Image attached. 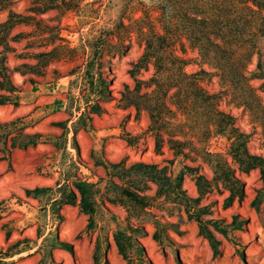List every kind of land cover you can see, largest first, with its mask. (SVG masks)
Returning a JSON list of instances; mask_svg holds the SVG:
<instances>
[{
    "label": "rangeland",
    "instance_id": "rangeland-1",
    "mask_svg": "<svg viewBox=\"0 0 264 264\" xmlns=\"http://www.w3.org/2000/svg\"><path fill=\"white\" fill-rule=\"evenodd\" d=\"M220 1L0 0V264H264V181L231 147L264 157V8ZM158 34L162 68L139 67ZM118 162L164 167L170 183L119 176Z\"/></svg>",
    "mask_w": 264,
    "mask_h": 264
},
{
    "label": "trees",
    "instance_id": "trees-1",
    "mask_svg": "<svg viewBox=\"0 0 264 264\" xmlns=\"http://www.w3.org/2000/svg\"><path fill=\"white\" fill-rule=\"evenodd\" d=\"M246 4H253L252 6L250 5H247L248 8H250V10L255 13L256 11L258 10H262L264 8V0H246L245 1ZM212 4H215L217 6H220L222 5L221 1L220 0H214V3ZM255 7V8H254ZM230 14V13H229ZM228 14V15H229ZM219 16V20L217 22V26L219 28V30H224V27H222V23L224 22V19L225 17H221L220 16V12H218L217 14ZM229 17V16H228ZM204 28L200 27L198 31H200L199 33V37L198 38H201L203 39V36H209V33L207 32V21H204ZM228 23V33L229 34H225L224 36L227 38H233V37H237L239 36L240 33L237 32H231V29H230V23L229 22H225V25ZM262 33H264V30H261ZM232 36V37H231ZM235 40V39H234ZM233 41V40H232ZM236 41V40H235ZM156 42V43H154ZM165 44H166V36L165 34H158V35H155L154 38L151 37L148 39V42H147V46H146V50L142 56V58L140 59V64L138 65L139 67H141V64L144 62L145 64H147L148 60L149 59H154V63H156V65H158L157 67L158 68H162V65L161 63H163V61L165 60V57H164V51H165ZM155 46V47H154ZM219 48L220 51H222L223 53V56L225 58H230V51L232 50H229V49H224V47L218 45L216 46ZM153 50V52H149ZM229 55V57H228ZM171 60V59H170ZM174 60V59H173ZM175 61V60H174ZM176 61L180 62L181 61V58L179 59H176ZM175 61V62H176ZM91 64V63H90ZM160 66V67H159ZM258 68H259V73L262 74V76L264 75V69H263V65H262V62L259 61L258 62ZM184 70L181 68L179 73L177 75H181L182 77H184ZM162 76L158 77L157 76H154L152 77L151 79L154 81L155 84H158L159 86H164L165 83L164 81H162ZM172 80H175V83L174 85H180L182 82V78L181 77H176ZM1 85V83H0ZM136 91L140 93L139 91V87H140V84H136ZM166 86V85H165ZM4 98L5 97H1L0 98V102L4 101ZM225 116V115H223ZM231 117H228L226 121V123H229ZM230 124V123H229ZM171 140L172 143L176 142L177 140H174V139H169ZM234 151V156L235 158H237L239 160V163L240 165L242 166V169L243 170H250L252 168H257L259 167L260 168V172H261V177L264 181V157L263 156H259V155H256V154H251L247 149H246V146L243 142H239V143H232V146H231ZM111 166H113L114 168H116V174H119V176H121V174H125V172H129L131 169H143V174L145 177H147V179L155 182L156 184H158V187H168L169 183H170V178L169 176L167 175V172H166V168H158V166L156 164H148V163H144V162H136V163H133L131 166L127 167L126 165L122 164V163H112ZM189 169V167H188ZM183 173H180L179 175H177L176 177V184L175 185L176 187H182L181 186V181H182V178H183ZM223 174V179L224 182H228V184H237V181H234L233 179L231 180L230 177H229V172H227V170H224L222 172ZM204 177L202 175H199L197 180H198V186L199 187H207L205 186L203 183H201V180H203ZM206 182V181H204ZM74 187L77 188L78 190V193H79V201H80V208L82 211L86 212L87 214H89L90 217L93 216L94 212H95V206H94V200H93V191H92V184L85 181V180H82V179H78L76 180L74 183H73ZM116 185V184H115ZM117 186V185H116ZM70 187V186H69ZM119 187V186H117ZM49 189V187H40V188H35L33 190V192H36V193H39V192H44V191H47ZM28 192H31L30 190H28ZM182 192V191H181ZM235 194V191L232 192ZM70 194L72 196L75 197H78L77 196V192L74 191V189H70ZM127 198H129V200L134 203L135 205H138V206H141L144 208L145 206V195H141L139 192H138V189H135V190H132V191H127V193L125 192ZM182 195H184V193H181ZM67 198V197H66ZM64 200H67V199H64ZM197 220L203 224V220L200 218V216H197L196 217ZM214 227L217 229L219 228L217 224H214ZM219 230V229H217ZM208 235H207V238L209 239L210 242L213 243V241H216L214 235H213V232L211 230L207 231ZM222 233H225L226 231L222 230L220 231ZM121 235L123 236L122 232H117L116 234V240H117V244H118V248L119 250L125 254V244L123 243V241L121 240ZM65 249H68V250H71L72 251V248L70 245L68 244H64V243H61ZM6 264H12V262H7Z\"/></svg>",
    "mask_w": 264,
    "mask_h": 264
}]
</instances>
